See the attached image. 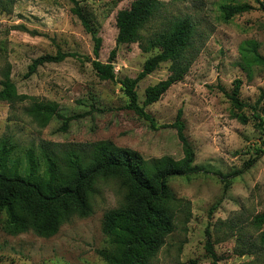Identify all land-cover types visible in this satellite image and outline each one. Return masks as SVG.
Returning <instances> with one entry per match:
<instances>
[{
	"label": "rangeland",
	"instance_id": "obj_1",
	"mask_svg": "<svg viewBox=\"0 0 264 264\" xmlns=\"http://www.w3.org/2000/svg\"><path fill=\"white\" fill-rule=\"evenodd\" d=\"M101 39L98 60L107 63L115 48L116 15L134 0H77ZM160 11L141 35L152 38L175 18L187 17L195 28L198 51L183 81L172 85L144 111L154 127L126 108L119 83L134 79L145 60L139 44H123L113 63L115 79L102 80L92 70L93 41L72 12L69 0H0V82L9 77L19 98L0 101V140L24 160L43 150L56 153L86 149L100 141L138 152L144 159L182 158L176 131L165 126L182 110L184 133L193 146L197 173L177 177L168 186L177 198L173 231L149 264H264V154L246 171L255 148L264 149L253 110L248 122L231 115L219 86L231 91L239 80L240 99L256 105L264 118V66H247L240 53L254 42L264 57V0H158ZM259 2V3H258ZM222 4H250L253 9L223 21ZM261 4L263 7H261ZM58 51L77 58L39 67L25 79L33 59ZM169 63H162L135 88L141 106L147 87L165 80ZM1 89V85H0ZM64 119L74 118L63 127ZM237 174V175H236ZM125 190L116 179H98L90 197V213L72 215L52 236L29 230L10 234L0 215V264H107L98 251L108 248L101 225L104 214L121 207Z\"/></svg>",
	"mask_w": 264,
	"mask_h": 264
},
{
	"label": "trees",
	"instance_id": "obj_2",
	"mask_svg": "<svg viewBox=\"0 0 264 264\" xmlns=\"http://www.w3.org/2000/svg\"><path fill=\"white\" fill-rule=\"evenodd\" d=\"M69 1L73 4V14L93 41L94 59L86 57L85 60L100 79H115L113 63L120 45L141 42L139 46L144 52L157 51L145 60L136 78L119 81L127 98L126 108L148 120L154 127L152 119L144 111L145 107L157 102L172 85L183 81L196 57L198 47L195 45V28L191 20L187 17L172 19L162 32L147 39L141 32L161 7L158 0H134L128 9L117 13L115 48L110 52L107 63H101L98 60L100 37L83 14L78 1ZM252 9L250 4L219 6L222 19L226 22ZM240 53L247 66H264V57L258 53L254 42H246ZM77 57L76 53L60 51L54 55L39 56L28 65L24 78L34 75L43 65ZM167 62V78L146 88L140 106L135 90L138 82ZM0 85V101L20 97L9 77H5ZM240 85L241 82L235 80L231 91L220 86L218 89L228 99L231 115L241 123L248 122L243 110H253V118L258 121L256 127L264 137V118L256 109L258 101L251 106L241 100ZM263 96L264 92L259 100ZM57 117L63 118L59 114ZM73 119H64L63 127ZM165 127L176 131L183 153L179 160L169 156L146 160L136 151L100 141L86 149L78 148L69 152L43 150L39 157L27 152L21 161L13 156L8 141L0 140V215L6 216V231L18 234L32 230L40 236H52L72 215L84 217L90 213V197L98 179H116L125 190L124 203L104 214L101 229L108 238V248L98 251V254L107 264H149V260L164 244L165 237L174 229V208L178 200L168 182L173 178H187L197 173L193 167L195 153L184 133L181 109L175 121ZM254 150L256 156L244 164L242 171L251 168L264 154V149L256 147ZM206 250L211 257V264H216L217 257L208 241Z\"/></svg>",
	"mask_w": 264,
	"mask_h": 264
}]
</instances>
